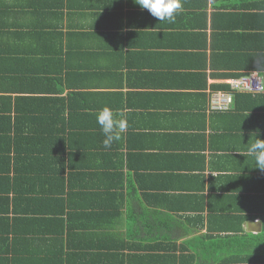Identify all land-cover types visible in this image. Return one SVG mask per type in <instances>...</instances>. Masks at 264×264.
Listing matches in <instances>:
<instances>
[{
    "label": "crops",
    "instance_id": "0c3cea01",
    "mask_svg": "<svg viewBox=\"0 0 264 264\" xmlns=\"http://www.w3.org/2000/svg\"><path fill=\"white\" fill-rule=\"evenodd\" d=\"M43 25L55 35L43 46L52 56L43 76L63 64L58 93H83L90 119L108 107L127 120L119 141L105 148L98 132L104 150L81 161L95 174L116 173L104 193L117 198L121 225L146 222L161 236L158 252L144 229L131 238L127 228L115 242L102 230L104 264H264V171L248 151L257 134L264 139V91H237L232 109H212V93L229 91L230 80L250 71L264 80V0H182L162 22L133 0H43ZM235 200L242 209L230 208ZM51 226L44 217L40 248L62 245ZM29 228L0 264L40 263L42 254L24 253L39 235ZM128 241L137 245L115 253L112 243Z\"/></svg>",
    "mask_w": 264,
    "mask_h": 264
},
{
    "label": "trees",
    "instance_id": "16d2710c",
    "mask_svg": "<svg viewBox=\"0 0 264 264\" xmlns=\"http://www.w3.org/2000/svg\"><path fill=\"white\" fill-rule=\"evenodd\" d=\"M45 27L43 0H0V156L15 155L0 160V240H4L0 254L10 253L12 242L23 239L29 227L27 234L39 235L31 237L33 246L24 253L42 254L39 264H104L99 246L105 241L103 235L99 236L105 229H112L111 234L107 233V242L119 240L127 228L131 238L144 229L149 250L159 252L161 246L155 242L161 236L155 227L146 222L139 227L119 223L118 217H123L118 200L111 192L104 193L109 185L107 180L116 173L95 174L88 169L91 164L81 161L85 157L91 159L90 153L104 150L96 140L98 132H102L96 119L98 112L93 119L89 118L86 102L79 100L83 93H58L57 80L63 85L59 77L61 62L53 67L56 76H43L52 57L47 50L43 51V46L55 36L51 30L44 31ZM229 47L234 45L225 48ZM61 54L67 62L73 58L71 52L61 50ZM10 162L15 164L13 168ZM11 171L16 175L14 182L9 181ZM85 194L88 199L76 204L74 196ZM237 200L230 208H243L235 206ZM108 214L112 218L108 226L104 228L103 223L99 224L102 229L91 230V226L99 227L97 222L92 224V218L103 219ZM43 216L53 225L50 234L61 241V246H38L35 239H42ZM64 232L67 238L63 243ZM10 233L14 239L9 237ZM134 245L137 243H112L120 256L118 248ZM174 261L181 263L179 259Z\"/></svg>",
    "mask_w": 264,
    "mask_h": 264
},
{
    "label": "clouds",
    "instance_id": "9594fccd",
    "mask_svg": "<svg viewBox=\"0 0 264 264\" xmlns=\"http://www.w3.org/2000/svg\"><path fill=\"white\" fill-rule=\"evenodd\" d=\"M133 2L139 5L141 9L147 10L154 18L158 19L160 22L165 20L173 21L175 19L176 14L182 9V0H133ZM251 72L258 73L257 71H250L249 73ZM232 80H230V82ZM230 86L231 87L229 91L215 92H223L231 97L229 107L226 109L212 108L213 110L228 111L233 108L236 92H240L243 90L233 89L231 83ZM213 94L214 93H212V98ZM96 119L104 136L102 143L105 148H110L114 142L119 141L121 139V133L125 132L127 129V120L123 117V114L121 113V118L117 119L112 110L108 107H104L101 111H99L97 113ZM248 151L254 154V159L256 163L255 168L264 171V139L258 138L257 134L256 140L249 145Z\"/></svg>",
    "mask_w": 264,
    "mask_h": 264
},
{
    "label": "built area",
    "instance_id": "2783aa9c",
    "mask_svg": "<svg viewBox=\"0 0 264 264\" xmlns=\"http://www.w3.org/2000/svg\"><path fill=\"white\" fill-rule=\"evenodd\" d=\"M232 88L235 90H248L252 92L264 91L263 78L256 72H251L241 78L231 81ZM231 97L223 92L214 93L212 98V108H228Z\"/></svg>",
    "mask_w": 264,
    "mask_h": 264
}]
</instances>
